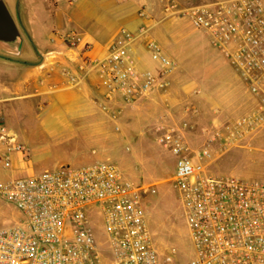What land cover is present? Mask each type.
Returning <instances> with one entry per match:
<instances>
[{
    "label": "built area",
    "instance_id": "1",
    "mask_svg": "<svg viewBox=\"0 0 264 264\" xmlns=\"http://www.w3.org/2000/svg\"><path fill=\"white\" fill-rule=\"evenodd\" d=\"M162 1L163 19L182 18L202 32L252 97L248 111L215 130L211 139H243L259 132L264 128V2L214 0L182 6L177 0ZM152 28L144 23L136 30L122 27L100 57L87 54L92 44L80 32L56 30L52 39L77 49L81 58L74 66L61 65L66 84L79 86L86 76L96 74L104 88L101 108L113 119L123 105L164 92L179 64L151 35ZM136 42L143 44L154 68L139 66L131 51ZM186 125L168 128L159 139L173 141L172 182L193 247L187 264H264V181L210 172L204 161L209 151L188 152L181 129ZM0 141H7L10 151L28 152L2 116ZM144 189L110 158L0 180V198L19 215L0 227V264H179L174 248L163 254L158 250L148 225Z\"/></svg>",
    "mask_w": 264,
    "mask_h": 264
},
{
    "label": "crops",
    "instance_id": "2",
    "mask_svg": "<svg viewBox=\"0 0 264 264\" xmlns=\"http://www.w3.org/2000/svg\"><path fill=\"white\" fill-rule=\"evenodd\" d=\"M177 1L182 6H190L214 0ZM9 6L14 18L25 31L23 45L27 40L34 50L27 48L20 58L13 59L0 52V116L4 117V124L14 133L16 142L23 143L30 149V156L26 158L21 152L10 151L9 143L0 141V180L29 176L44 168L71 165V162L96 159L95 154H79L77 151L85 149L84 144L89 141L87 138L91 141L98 138L99 141L104 132L101 108L104 88L94 73L86 76L79 86L66 84V78L60 72L61 65L74 66L81 58L77 55V49L68 48L59 40H53L54 32L72 29L80 32L84 41L92 44L87 54L100 57L106 53L122 27L136 30L143 23L153 24L151 35L167 52L169 47L166 38L171 34L170 28L172 24L174 28L178 25L180 27L181 23H177L175 17L163 19L162 0H17L16 3L10 2ZM131 51L141 68H154L155 64L141 42H136ZM222 57L224 58L223 55ZM240 80L245 86L242 78ZM191 83L199 88L202 86L200 83ZM170 85L168 95L156 92L148 98L123 105L117 118L130 120L141 116L142 119H147V130L152 127L150 122L156 113L164 122L181 121L171 128L182 126V118L189 119L190 123L195 121V114L188 113L192 110L186 111V107L184 109V102L187 100L183 101L174 95L181 88L177 73L172 74ZM202 87H206L207 99L211 103L208 120L212 132L221 128L227 121L222 119L228 114L241 116L253 104L246 89L244 91L248 95H242V86L237 97L231 99L207 85ZM167 98L169 102L166 101ZM117 104L121 105L119 102ZM111 105L116 107L114 103ZM47 118L54 120L56 135L52 136L50 146L34 148L26 139L29 131L27 126L30 125L27 121L37 120L36 126L41 127ZM189 127L187 130L192 131L194 126L191 123ZM113 129L119 130L120 126L114 125ZM54 149L59 152H53ZM5 161H8V165H5ZM35 162L51 163L43 165L37 171L29 169Z\"/></svg>",
    "mask_w": 264,
    "mask_h": 264
},
{
    "label": "rangeland",
    "instance_id": "3",
    "mask_svg": "<svg viewBox=\"0 0 264 264\" xmlns=\"http://www.w3.org/2000/svg\"><path fill=\"white\" fill-rule=\"evenodd\" d=\"M5 1L8 6L10 2H17V0ZM176 21L181 23V26L174 28L172 24L171 34L166 38L169 47L166 53L176 59L179 64L178 69L172 74L179 75L181 88L179 87L178 92L173 94L178 99L187 100L184 102V109L186 107V111L192 110L188 113L195 114L196 117L195 121H191L194 126L192 131L187 130L191 124L189 119L182 118V122L187 123L181 129L184 130L185 140L189 146L188 152L193 154L197 150L209 151L204 161L207 163V169L212 173L231 174L245 179L264 181V128L243 139L226 141L224 135L211 139L213 132L210 130V120H208L211 103L207 99L206 87L202 86L207 85L211 89H216L230 99L237 97L241 86L242 95L247 96V91H244L246 86L241 84L238 74L220 52L209 44L202 32L192 28L185 19L177 18ZM22 33L26 37L23 31ZM27 48L34 50L33 45L26 40L22 53L18 55L6 53L2 48L0 52L9 57L20 58ZM191 82L200 83L202 86L199 88ZM170 87L171 85L164 92L155 91L154 93L168 95ZM166 101L169 102L168 98ZM102 112L105 127L99 141L98 138L93 141L87 138L89 141L85 142V149L77 151L79 154H95L96 159L88 162H71V165L77 166L106 158L114 160L127 177L145 188L142 195L148 225L158 250L163 254L168 249L174 248L177 263L187 264L193 255V247L188 236L180 198L172 182L176 159L171 150L173 141L159 139L168 128L175 123L180 124L181 121L164 122L156 113L150 122L152 127L147 130L145 125L148 123L147 119H142L141 116L130 118V120L124 117L115 120L103 109ZM239 116L240 114H228L222 119L227 121L221 127L230 124ZM27 122L30 124L27 126L29 131L26 138L29 143L34 148L50 146L52 136L56 135L54 120L45 119L44 126L41 127L36 126L37 120ZM116 124L120 126L119 130L113 129L114 125L117 126ZM123 127L126 129H122ZM53 152L59 151L54 149ZM25 156L29 158V148ZM50 163L35 162L29 169L37 171L43 165ZM18 216L15 208L0 198V227L11 224ZM93 220L96 233L101 237L102 230L96 213L93 214Z\"/></svg>",
    "mask_w": 264,
    "mask_h": 264
},
{
    "label": "water",
    "instance_id": "4",
    "mask_svg": "<svg viewBox=\"0 0 264 264\" xmlns=\"http://www.w3.org/2000/svg\"><path fill=\"white\" fill-rule=\"evenodd\" d=\"M25 33L22 25L14 18L8 3L0 0V48L4 52L18 55L21 52ZM13 59V57H9Z\"/></svg>",
    "mask_w": 264,
    "mask_h": 264
}]
</instances>
